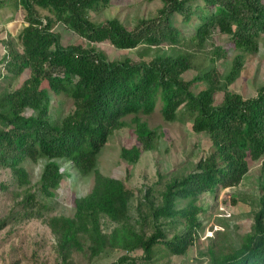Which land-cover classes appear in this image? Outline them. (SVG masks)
Here are the masks:
<instances>
[{
  "label": "trees",
  "instance_id": "1",
  "mask_svg": "<svg viewBox=\"0 0 264 264\" xmlns=\"http://www.w3.org/2000/svg\"><path fill=\"white\" fill-rule=\"evenodd\" d=\"M114 1H10L24 11L26 24L20 32L22 48L7 38L0 40V78L8 83L0 91V167L26 185L22 163L45 159L39 178L45 196L54 195L69 168L81 175L93 173L90 191L74 198L72 215L46 219L61 259L74 254L92 258L109 247L121 254L105 264H153L154 245L174 255L193 245L210 207L200 203L202 194L237 185L250 164L264 157V84L250 97L227 88L241 70L243 56L257 51L264 35V0H161L154 16L138 19L132 28L114 17L90 19V12L99 13ZM57 22L90 45L63 44L52 29ZM214 30L226 34V46L239 51L223 75L215 64L226 55L223 47L196 62ZM104 42L119 49L145 44L156 51L167 45L175 54L109 59L94 46ZM189 69L195 75L182 78ZM51 94L72 100L67 114L54 107ZM158 100L167 121L190 114L192 130L208 134L212 149L193 171L167 184L159 204L153 205L151 188L145 189L153 220L146 235L129 222L133 189L125 179L102 174L96 162L108 136L126 125L128 115L134 118L136 141L122 147L120 157L132 164L152 149L157 131L137 115L151 113ZM61 160L68 166L63 168ZM17 204L25 209L23 218H41L46 207L37 202L35 192H27ZM105 220L115 223L109 232L103 229ZM179 224L182 228L168 238L165 226ZM252 228L240 246L214 257L211 264H264V186ZM135 249L141 254H130Z\"/></svg>",
  "mask_w": 264,
  "mask_h": 264
},
{
  "label": "rangeland",
  "instance_id": "2",
  "mask_svg": "<svg viewBox=\"0 0 264 264\" xmlns=\"http://www.w3.org/2000/svg\"><path fill=\"white\" fill-rule=\"evenodd\" d=\"M10 1L0 0V40L7 38L20 49L22 48L20 32L26 24L24 11L21 8L14 9ZM161 5V0H115L99 13L90 12V19L93 22H100L114 17L127 28H132L138 19L154 16ZM39 11L42 14L46 13L43 9ZM52 29L60 34L63 44L90 45L61 22L55 23ZM227 38L226 34L214 30L196 62L205 55H212L215 47L220 49L223 47L226 55L215 62L220 74L223 75L239 53L226 46ZM94 46L103 51L109 59H123L126 56L148 59L157 55L175 54V51L167 45H163L158 51L154 46L145 44L129 49H119L106 42ZM0 51L4 52L1 42ZM243 58L241 70L227 88L250 97L255 94L258 86L264 84V35L259 37L257 51L247 53ZM194 75L195 71L189 69L181 77L190 79ZM43 85H46V82ZM7 86L6 80L0 78V91ZM51 96L54 107H59L63 114H67L72 108V100L65 95L55 97L51 94ZM137 117L145 121L149 128L157 131L154 147L143 151L138 160L132 164L120 157L121 148L130 147L136 141L134 118L128 115L124 117L126 125L108 136L106 143L97 154L96 164L102 174L125 179L127 186L133 189L129 201V222L135 229H141L148 235L152 232L153 223L149 200H152L153 205L159 204L167 184L193 171L198 160L211 151L212 145L208 134L192 130L190 114L178 115L171 121L163 119L159 100L151 113H140ZM262 158L250 164L237 185L217 188L213 194L204 193L200 196V203L210 207L202 216L194 243L186 253L174 255L161 244L154 245L151 254L152 263L211 264L214 257H221L240 246L253 232L254 216L259 209L262 186H264ZM45 162V159L39 158L37 161L25 160L22 163L29 178V183L26 185H20L10 169L0 167V264H88L89 262L105 264L116 260L121 252L109 247L92 258L74 254L61 259L57 255L55 239L46 219L53 214L72 215L74 198L90 191L93 173L81 175L75 169L69 168V176L63 178L54 190V195L45 196L39 189V178ZM60 164L64 168L69 163L61 160ZM148 187L151 188V193L150 199L146 200L143 194ZM27 192H35L37 202L46 204L41 218L22 217L25 209L17 203ZM182 202L183 200L178 203ZM113 227H115L113 222L105 220L103 223L105 232H109ZM181 228L180 224L165 226L167 237H171ZM130 254L140 255L141 249H135Z\"/></svg>",
  "mask_w": 264,
  "mask_h": 264
}]
</instances>
